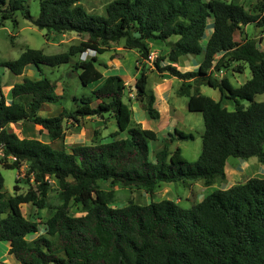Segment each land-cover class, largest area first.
I'll return each mask as SVG.
<instances>
[{
	"label": "trees",
	"instance_id": "obj_1",
	"mask_svg": "<svg viewBox=\"0 0 264 264\" xmlns=\"http://www.w3.org/2000/svg\"><path fill=\"white\" fill-rule=\"evenodd\" d=\"M37 1L39 14L33 18L26 0H0V18L11 20L17 27L15 15L20 12L38 30L73 32L86 38L66 52L44 54L27 48L17 59L0 63L13 75H22L27 67L40 75L13 85L10 103L0 91V164L10 170L25 166L28 182L25 193H18L14 186L16 193L5 198L0 172V243L9 245L16 263L264 264V178L214 189L190 208L168 199L114 208L109 204L115 191L99 185L109 181L112 186L151 196L163 183L201 180L209 187L224 178L230 158L255 157L264 164V101H254L256 95L264 93V52L252 39L234 40L242 25L264 29V0L255 13L237 1L111 0L104 15L87 12L80 4L83 0ZM209 20L212 30L202 46ZM173 37L176 40L170 41ZM120 40L125 50L136 51L143 61L150 57L149 40L168 41L167 55L157 57L152 64L157 73L182 82L179 92L187 98V110L202 116V147L195 161L185 159L179 147L169 149L173 134L163 139L151 160L149 147L158 141V135L131 124L132 111L123 101L121 78L110 75L92 87L103 79L97 56ZM84 54L89 58L78 59L73 68L88 93L72 97V110L62 109L53 117L40 116L44 104L60 105L63 99L42 67L57 68ZM200 54L203 57L196 71L181 72L174 66L181 57ZM165 60L168 64L161 67ZM233 64L246 65L250 70V78L238 87L226 77H216ZM147 82V71L139 70L131 89L147 117L158 120L155 96L147 90ZM199 86L218 90L220 101L202 94ZM22 97L29 98L28 102L17 100ZM222 99L232 102L234 109L229 111ZM105 115L115 120L117 133L106 142L77 145L69 151L8 130L11 124L28 122L55 141L64 134L65 122L78 124L83 118ZM121 133L125 136L116 138ZM174 133L178 140L193 139L176 128ZM51 179L58 184L61 203L45 221L44 233L38 235V223L25 218L22 205L44 208ZM71 201L80 204L85 213L69 214ZM31 235L35 237L28 240Z\"/></svg>",
	"mask_w": 264,
	"mask_h": 264
},
{
	"label": "rangeland",
	"instance_id": "obj_2",
	"mask_svg": "<svg viewBox=\"0 0 264 264\" xmlns=\"http://www.w3.org/2000/svg\"><path fill=\"white\" fill-rule=\"evenodd\" d=\"M110 1L111 0H83L80 4L89 13L104 15L106 5ZM219 1H237L246 11L255 13L261 0ZM25 5L30 15L36 18L39 14V2L37 0H26ZM15 19L17 21V27H13V22L11 20H2L0 18V63L17 59L27 48L42 50L44 54L66 52L71 45H76L82 39L86 38V36H78L73 32L58 34L53 31L38 30L29 21L25 20L20 12L16 13ZM211 30L212 21L209 20L204 34L205 36L201 41L202 46L209 38ZM244 38L254 40L257 48L264 52V29L258 28L254 24L242 25L239 30L235 32L234 40L240 41ZM173 40H176V37L170 39V41ZM147 43L150 48V57L148 61L141 60L134 50H125L123 40L110 43L109 51L103 55L97 56L99 63L97 68L103 74V79L92 85V87L99 86L107 76H119L124 85L123 101L129 105L132 111L131 124L135 123L142 128L153 130L158 135V141L150 144V159L153 160L155 152L161 149L163 139L169 138L168 134H173L174 141L171 143L169 149L173 150L175 147H179L182 150L184 158L193 162L198 158L202 147L201 135L204 129L202 116L200 113H193L187 110V98L179 92L181 81L166 73L159 74L154 71L152 63L157 57H164L167 55L169 51L168 41L161 42L149 40ZM202 57V54L198 56L181 57L176 67L181 72L196 71ZM88 58L89 55L83 57V59ZM78 59H82L81 55L73 57L69 64H64L57 68L42 67L43 74L56 83L57 92L63 99L60 105L44 104L39 111L40 116L53 117L57 116L62 109L72 110L75 107V102L72 97L88 93V90L83 87L78 80V72L73 68V64ZM167 64L168 62L165 60L161 61L159 65L164 67ZM142 69H145L148 73L147 90L151 91L153 94L156 92L158 95V108L161 109V101L163 97H165L162 94V89L164 90L166 86L172 92L169 99L171 115H162L161 117L159 114L158 120H151L142 109V104L136 101L131 86H133L139 70ZM39 77L38 71L33 67H27L22 75L17 76L0 66V91L3 93L6 102L10 103L12 101L11 89L13 85L20 83L23 78L38 79ZM216 77L218 79L226 77L232 86L238 87L250 78V70L246 65L233 64L232 68L222 70L216 74ZM170 78L174 79L173 84H164L165 86L159 85L161 87H156L158 82H164L165 79ZM185 83L187 84L188 82ZM199 89L202 94L215 101H220V93L218 90L211 89L208 86H199ZM17 100L26 103L29 98L22 97ZM254 101H264V93L256 95ZM222 102L229 111L234 109L232 102L226 99H222ZM242 103L244 105L248 104L247 102ZM154 107L157 110L155 103ZM174 128L186 134H191L193 139L187 141L178 140L174 133ZM8 130L15 132L21 138H36L49 144L53 148L63 149L65 151H69L72 147L77 145H88L92 142H106L111 139V135L118 131L115 120L108 115L101 118L86 117L81 119L78 124L67 121L64 123V134L55 141H50L44 132H40L38 126L28 122L11 124L8 126ZM124 136L125 134L121 133L118 134L116 138H123ZM1 157L2 154L0 152V159ZM25 170V166L21 167L19 170H10L2 168L0 164V172L4 178L3 191L5 193V198L13 196L16 193L13 188L14 186H17L19 190L18 193H25L27 191L28 182L25 176ZM254 177L264 178V164L259 163L257 158L252 157L247 160L230 158L225 166L224 178L222 180H216L209 187H206L201 180L186 183H163L155 190L153 195L150 196L140 190L112 186L109 181L100 182L99 185L104 190L115 191L114 199L109 204L114 208H121L129 203L145 205L151 201H160L163 199L172 200L181 207L190 208L199 203L206 194L214 189L225 190L232 186L242 184ZM58 194V184L55 180L51 179L50 190L44 208L38 209L32 204L22 205V213L25 218L38 223V235L44 233L45 221L54 213L55 208L61 203ZM67 209L69 214L73 216H80L85 213V209L80 204L73 203V201L69 203ZM35 235H31L27 239L31 240ZM1 262L17 264L14 257L9 254V245L7 243H0V263Z\"/></svg>",
	"mask_w": 264,
	"mask_h": 264
},
{
	"label": "crops",
	"instance_id": "obj_3",
	"mask_svg": "<svg viewBox=\"0 0 264 264\" xmlns=\"http://www.w3.org/2000/svg\"><path fill=\"white\" fill-rule=\"evenodd\" d=\"M175 67L177 66V64H175L174 65ZM174 78V77H173ZM178 80V79H177ZM165 82V83H164ZM164 82H158L157 83V86L156 87H161V86H165L164 84H169V85H171V84H173V82H174V79H172V78H170V79H165L164 80ZM159 85H161V86H159ZM201 92V91H200ZM171 91L169 90V88L168 87H166L165 86V89L163 90L162 89V94L165 96V97H163L162 95V97H163V99H162V101H161V104H162V107H161V109L160 108H158V103H159V99H158V95H157V93L156 92H154V94H155V96H156V102H155V105H156V108H157V110L159 111V114H160V116L162 117V115L163 116H169V115H171V111H170V106H169V99H170V97H171ZM161 94V93H160ZM171 110H173V109H171Z\"/></svg>",
	"mask_w": 264,
	"mask_h": 264
},
{
	"label": "built area",
	"instance_id": "obj_4",
	"mask_svg": "<svg viewBox=\"0 0 264 264\" xmlns=\"http://www.w3.org/2000/svg\"><path fill=\"white\" fill-rule=\"evenodd\" d=\"M86 55H89V54H84V55H81V58L83 59V57H85Z\"/></svg>",
	"mask_w": 264,
	"mask_h": 264
}]
</instances>
